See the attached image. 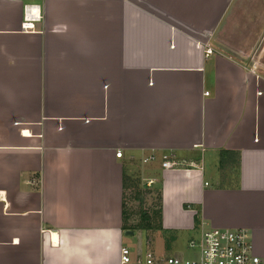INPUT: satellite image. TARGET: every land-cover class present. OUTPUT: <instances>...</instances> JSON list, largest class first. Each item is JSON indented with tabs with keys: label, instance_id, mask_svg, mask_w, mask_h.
<instances>
[{
	"label": "crops",
	"instance_id": "1",
	"mask_svg": "<svg viewBox=\"0 0 264 264\" xmlns=\"http://www.w3.org/2000/svg\"><path fill=\"white\" fill-rule=\"evenodd\" d=\"M233 4L0 0V264H120L127 232L182 258L209 228L264 237V77L215 38ZM136 156L153 232L123 217Z\"/></svg>",
	"mask_w": 264,
	"mask_h": 264
},
{
	"label": "rangeland",
	"instance_id": "2",
	"mask_svg": "<svg viewBox=\"0 0 264 264\" xmlns=\"http://www.w3.org/2000/svg\"><path fill=\"white\" fill-rule=\"evenodd\" d=\"M215 38L217 40L220 39L224 43V47L233 49L234 54L239 56L242 54L243 57L241 58H243L244 62L250 66L251 70L254 63H256V71L264 77V0H235L231 14L222 21ZM141 159L142 156H136L132 163L124 164L125 171L127 174L131 175L127 189H125L124 198V210L127 216L126 224L129 229L136 228L143 224L142 213L150 217L152 216V211L157 210V207H160V205H158V189L152 185L147 187L146 182L143 180L150 176L146 175L145 170L147 169V165H145ZM161 161L162 160L159 159V165ZM160 177V175H157L156 177L158 187ZM246 230L251 232L249 229ZM152 232H149V234L154 236ZM251 233L255 238L257 237L256 239L258 240L263 238L261 235L253 232ZM154 234V251L156 254L163 253L162 238L158 237L157 232ZM194 235L195 231H183L178 233V242L176 245L185 246L187 240ZM139 236L140 232H135L132 236L124 237L123 245L134 251L136 242L141 239ZM256 246L259 247V242L257 241ZM166 254L173 253L168 252ZM183 257L194 258L195 254L191 251H187Z\"/></svg>",
	"mask_w": 264,
	"mask_h": 264
},
{
	"label": "built area",
	"instance_id": "3",
	"mask_svg": "<svg viewBox=\"0 0 264 264\" xmlns=\"http://www.w3.org/2000/svg\"><path fill=\"white\" fill-rule=\"evenodd\" d=\"M27 10L35 13L32 8ZM35 17L39 18L37 15ZM21 29L24 32L32 30L33 23L23 21ZM204 47L205 57L210 56L213 50L206 45ZM115 156L120 158L121 153L118 152ZM151 160L153 158H148L143 163ZM162 160L161 167L164 169L180 166L179 162H172L167 156H163ZM152 184L151 180L146 181L147 187ZM256 238L246 229L209 228L203 230L198 239L187 243L188 251L195 254L194 258H182L173 254L156 255L148 247L147 241L144 247L138 244L134 251L129 247H122L120 264H264V237L259 240ZM256 241L259 242V247L256 246Z\"/></svg>",
	"mask_w": 264,
	"mask_h": 264
},
{
	"label": "trees",
	"instance_id": "4",
	"mask_svg": "<svg viewBox=\"0 0 264 264\" xmlns=\"http://www.w3.org/2000/svg\"><path fill=\"white\" fill-rule=\"evenodd\" d=\"M226 153L225 152H221L220 153V167L223 168L226 165V159L224 157ZM126 180V179H125ZM124 181V178H123ZM159 205V204H158ZM159 215H160V211L157 208V210L152 211V216H147L146 214L142 213V223L141 225H139L136 228H131L129 230H134V229H141V230H158L159 229V223H158V219H159ZM123 217L124 219H127L126 214L123 211ZM124 229H127L126 227H124Z\"/></svg>",
	"mask_w": 264,
	"mask_h": 264
},
{
	"label": "water",
	"instance_id": "5",
	"mask_svg": "<svg viewBox=\"0 0 264 264\" xmlns=\"http://www.w3.org/2000/svg\"><path fill=\"white\" fill-rule=\"evenodd\" d=\"M127 234H130V236L132 235V232H127Z\"/></svg>",
	"mask_w": 264,
	"mask_h": 264
}]
</instances>
